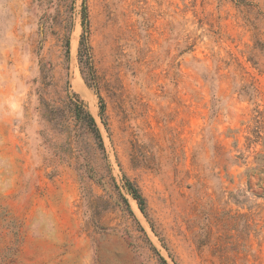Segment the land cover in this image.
Masks as SVG:
<instances>
[{"label":"rangeland","instance_id":"374dc122","mask_svg":"<svg viewBox=\"0 0 264 264\" xmlns=\"http://www.w3.org/2000/svg\"><path fill=\"white\" fill-rule=\"evenodd\" d=\"M42 233L60 264H264V0H0V264Z\"/></svg>","mask_w":264,"mask_h":264},{"label":"crops","instance_id":"0c3cea01","mask_svg":"<svg viewBox=\"0 0 264 264\" xmlns=\"http://www.w3.org/2000/svg\"><path fill=\"white\" fill-rule=\"evenodd\" d=\"M41 236H43L44 243L40 250H44L42 253L47 257L45 264H60L64 260L62 259L63 248L58 242L60 235L58 233H42Z\"/></svg>","mask_w":264,"mask_h":264},{"label":"trees","instance_id":"16d2710c","mask_svg":"<svg viewBox=\"0 0 264 264\" xmlns=\"http://www.w3.org/2000/svg\"><path fill=\"white\" fill-rule=\"evenodd\" d=\"M83 22H85V15H83ZM79 56H80L81 60L83 59V61H87L88 60L87 47L81 48V50L79 51ZM99 102H100V108H101V110H103V102H102L101 98H100ZM87 116L89 117L90 121L94 125L93 118L89 114ZM133 196L137 200L139 208L143 211V209H144V200H143V198L139 194H137L135 191H133Z\"/></svg>","mask_w":264,"mask_h":264},{"label":"bare ground","instance_id":"6f19581e","mask_svg":"<svg viewBox=\"0 0 264 264\" xmlns=\"http://www.w3.org/2000/svg\"><path fill=\"white\" fill-rule=\"evenodd\" d=\"M75 78H76V77H75ZM74 81H75V79H74ZM74 81H73V82H74ZM76 81H77V80H76ZM77 83H78V81H77ZM77 83H76V84H77ZM79 84H81V82H79L78 85H79ZM75 86H77V85H75ZM78 87H79V86H78ZM82 93L85 95L84 92H82ZM141 216H142V215H141Z\"/></svg>","mask_w":264,"mask_h":264}]
</instances>
